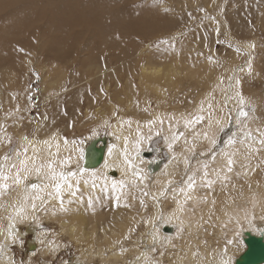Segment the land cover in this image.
Masks as SVG:
<instances>
[{"label": "bare ground", "instance_id": "bare-ground-1", "mask_svg": "<svg viewBox=\"0 0 264 264\" xmlns=\"http://www.w3.org/2000/svg\"><path fill=\"white\" fill-rule=\"evenodd\" d=\"M53 1L55 4L52 11L38 17L47 19L49 27L44 32L48 35V41L38 51H42V56L43 52L48 51H57V55L64 56L70 51L71 46L74 47L76 54L80 50V54H83L88 49V53H84L88 55V59L81 66L83 73H88L89 77L92 75L91 70L96 69L94 62L97 61L92 49L100 48L102 52L117 59L121 57L124 61L134 54L141 55L145 47L141 44L142 41L153 38L157 33L164 34L168 30L166 25L160 26L148 16H143L139 22L123 20L118 13L119 10H109L114 5L116 7L115 0L104 5L100 4L99 7L97 6L99 1L96 0L97 3L93 5V9L90 0H87V4L79 9H76L78 5L73 7L67 0ZM35 20L37 18L30 24L20 27L19 32L27 33L32 37L35 33L33 28ZM159 28L164 29L161 31ZM134 43H137L136 48ZM196 43L197 40L192 45ZM181 45L183 48L181 52H159L155 56V59H160L164 64H155L149 58L140 66V83L143 82L141 90H144L142 96L146 100L151 96L156 98L157 111L153 114L141 117L136 109L135 100L138 89L131 76V74L136 76L134 64L128 68L126 90H124L126 95L121 96L117 88L112 93V98H120L117 101L120 107L124 102L127 117L119 116L113 122L108 133L109 138L104 141L99 139L96 129L92 131L91 136L86 134L84 143H78L63 136L64 130L57 124L59 118L57 120L54 118L52 122L38 129L36 138L33 140L28 139L23 133L19 134V147L12 157L5 161L2 170V173L10 179L0 181L9 185L7 190L0 192V264H15L13 252L9 247L17 242L19 237L22 238L19 234L20 226L26 224L29 226L32 219L35 220L36 225L45 219L58 222L61 232L66 234L73 243L85 249L89 248L88 253L79 254L75 264H95L94 259H97V264H125L127 253L132 254L130 264H163L162 250L173 249V239L181 236L183 242L174 255V264H204L210 261L215 264H235L246 250L244 239L247 235L261 237L264 241V215L262 214L264 212V181L255 179L261 173L260 165L264 170V143H262L264 141V111L258 106L259 101L255 102L259 110L258 115L256 118H249L247 122L250 126L253 122L258 125V128H254L251 132L253 136L244 138L243 143L235 142L234 137L230 138L224 148L214 154L211 160L201 164L204 167H199L197 163L194 169L188 172L183 184L174 183L180 171L186 168L188 157L193 154L198 142L204 145L202 149L204 153L214 146L221 128L228 122L224 100L229 102L234 112V119L238 120L241 116L238 110L244 109L242 104H249L252 98H259L252 94L248 96L246 93L242 94L240 86L243 81L235 75L231 85L216 95L221 84L217 74L221 65L208 56L199 59L200 53L194 54L195 46H191L193 50H190L194 56H186L189 49L185 47V44ZM250 48L252 46L248 47L249 50ZM7 54L12 55V52L7 51ZM255 65L250 58L237 73L249 74L256 68ZM4 69L0 80L6 86H12L14 77L7 68ZM99 72L103 73L104 70L101 69ZM182 76H184V82L191 83L190 86L196 92V99L191 105L182 104L180 99L170 103L163 97L165 91H178L177 89L183 87V84H180ZM213 79H215L214 83ZM46 81L43 83L46 91L63 90L61 89L62 75L54 80H49L47 76ZM100 82L102 78L97 79L95 86L98 87V95L102 97L99 91V86H102ZM104 87H109V84ZM187 88L190 89L188 85ZM171 104H179V106L167 111L160 109L162 106ZM106 111L103 109L95 111L93 113L95 122L107 119ZM200 117L202 119H198ZM2 122L3 120H0V132H2ZM162 126L165 145L177 139L173 138L178 136L174 134L179 129L183 133L179 140L186 137L188 140L191 139L192 143L182 141L179 150L168 147L167 162L161 164L159 172L154 174L155 184L150 196L153 210L146 219L149 230L147 239L143 243L145 244L143 250L137 247L129 251L118 250L116 243L132 230L138 217H135V212L124 216L121 211L114 213L112 209L105 208L109 209L106 217L109 218L111 214L109 219H113L110 221L99 216L100 213L97 210L104 206L105 201L123 210L125 208L123 202L130 199L134 191L147 187L149 178L146 167L149 161L146 160L147 155L142 152V149L152 136L161 132ZM4 134L5 132L1 133L0 139L4 138ZM254 138L256 141H253ZM96 143H99L96 148H100L102 160L100 164L96 163V160L91 164ZM229 160L232 161L231 164ZM50 161L54 162L57 173L63 172L68 176L67 181H60L64 184L60 193L65 199L63 208L58 204L59 200L50 186L55 182L44 178V173L48 172L46 167L40 174L34 170L28 173L22 170L24 167L34 169ZM64 161L67 163H62ZM160 166L155 164L149 170L157 171ZM17 171H20L22 177L20 184L13 182ZM70 172L76 175L69 176ZM25 175L26 179H24ZM229 176L235 179L240 177L242 181L237 183L243 185V190L237 194L238 197H234L233 192H226L220 187L216 193L218 200L215 201L212 187L219 185L220 181ZM35 181L38 183L36 184ZM77 182H79L78 191L75 187ZM32 184L38 185L35 191L31 187ZM68 184H72L73 188L69 189ZM122 184L123 187H121ZM190 184L191 189H189ZM73 191H76L75 196L71 194ZM48 193H52V196L49 197ZM37 196L40 199H34ZM244 197L250 201V208H235L236 203L246 200ZM171 201L172 206L169 211H166L165 207ZM205 201L208 203L204 204ZM33 203L36 205L35 209L32 207ZM49 205H54L55 211L49 208V214L45 215V212L41 210ZM254 205L257 207L256 211L252 209ZM206 220L212 221L210 227L214 229V239H220L219 244L213 248L203 243L202 237L196 238ZM224 224L229 229H226ZM163 226L169 229L165 231L164 227L165 233H173L172 226L178 228L174 238L164 234ZM34 231L33 228H29L26 232ZM182 231L186 232L185 235ZM35 238L36 244L30 246L32 249H39L42 257L49 256L48 262L51 263L54 254L62 247V244L54 245L55 241L45 243L42 235L39 234ZM220 243H224L225 247ZM236 245H239L240 252H237ZM157 246L160 248V255L157 259H152L150 253L152 248ZM94 248H96L95 251ZM146 248H149V251H146ZM106 249L110 250L108 255L105 254Z\"/></svg>", "mask_w": 264, "mask_h": 264}, {"label": "rangeland", "instance_id": "rangeland-1", "mask_svg": "<svg viewBox=\"0 0 264 264\" xmlns=\"http://www.w3.org/2000/svg\"><path fill=\"white\" fill-rule=\"evenodd\" d=\"M67 1L73 7L78 5L76 9L87 4V0ZM90 1L93 9V5L97 2L96 0ZM98 1V7L100 4L104 5L107 2H114L113 0ZM115 1H117L116 7L114 5L109 10H119L118 13L123 20L139 22L143 16H148L154 23L160 26L166 25L168 30L164 34L157 33L153 38L142 41L141 44L145 45V47L142 49L141 55L138 56L139 53L134 54L124 61L121 60V57L117 59L102 52L100 48L97 50L92 49L97 61L94 62L96 69L93 68L91 70L90 74L92 75L89 77L88 73H83V67L81 66L88 59V55H85L88 53V49L83 54H80L81 50L76 54L74 47L70 45V51L65 53L64 56L57 55V51L43 52L42 56V51H38L48 41V35L44 32L49 29L47 19H39L38 17L49 14L52 11L55 4L53 0H0V76L4 73V68H7L8 72L14 77L12 86H6L0 80V120H3L2 132H5V136L8 135L0 139V172L4 169L5 161L12 157L19 147V134L23 133L28 139L33 140L36 138L38 129L45 126L48 122H52L54 118L56 120L59 118L57 124L62 126L60 128L64 130L63 136L78 143L86 142V134L91 136L94 129L98 131L99 139L109 138L108 133L113 122L119 116L124 117L125 115L127 117V111L123 105L124 102L121 103L122 107H120L117 102L120 98H112V93L117 88L121 96L124 97L126 95L124 90H126L125 83L128 77L127 70L133 64L136 76L132 74L131 76L136 89H138L135 100L136 109L141 117L156 112V98L151 96L146 100L142 96L144 90H141L143 82L140 83V66L149 58L155 64L162 63L160 59H155V56L159 52H181L183 50L181 44H185V47L189 49L186 52V56H194L190 50H193L191 46H195L194 54L200 53L199 59L208 56L221 65L217 73L221 84L219 91L215 93L216 95L231 85L233 75H235L240 81H243L240 86L242 94L246 93L247 96L252 94L259 98H252L249 104H242L243 111L247 113V116H240L238 120L234 119V112L229 106V102L224 100L228 122L221 128L214 146L204 153V150H202L204 145L198 142L193 154L188 157L186 168L180 171L174 183L177 185L183 184L188 172L193 170L197 163H199V167H204L201 164L211 160L214 154L224 148L230 138L234 137L235 142L243 143L244 138L249 135L253 136L251 132L254 128H258V125L253 122V125L250 126L247 122L251 117L256 118L259 113V110H257L258 106L264 111V0ZM36 18L37 20L33 23L35 33L32 37L27 33L19 32L20 27L30 24ZM163 29L159 28L161 31ZM58 35L60 34L58 33ZM196 40V45H192ZM136 45L137 43H134L135 48L137 47ZM249 46H252L250 50L248 49ZM7 51H11L12 55H8ZM117 53L118 51L116 50ZM58 56H60V59H58ZM250 58L253 60V64H256V68L249 74H238L237 71ZM101 69L104 70L103 73L99 72ZM61 75V89L63 90L56 91L51 89L46 91L43 84L47 82L46 77L48 76L49 80H54L56 77H61ZM99 78H102V82H100L102 86H99L102 97L98 95V87L95 86ZM212 82L214 83L215 79ZM108 84L109 87L105 88L104 85ZM180 84H183L182 88L177 89L178 91H165L163 97L170 103L180 99L182 104L189 103L191 105L196 99L195 89L190 86L191 83L184 82V76H182ZM187 85L190 89L187 88ZM256 101H259L258 106L255 104ZM178 106L179 104H171L162 106L160 109L167 111ZM100 109L107 110L108 118L95 122L96 118L93 113ZM241 111L240 109L238 110V112ZM161 129V132L152 136L142 149V152L147 155L146 160L149 161L146 167L149 178L147 187H141L142 189L139 188V190L134 191L133 196L123 202L125 204L124 211L118 209L117 206L112 205L109 201H105L104 206L99 207L100 210H97L100 213L99 216L106 219H109L111 214L107 218L109 209L106 210L105 208L112 209L114 213L121 211L124 216L135 212V217H138V221L132 230L124 237L122 236L116 243V249L118 250L129 251L133 247L143 250V245H145L143 243L147 239L149 230L146 219H148L153 210L150 196L155 184L154 174L159 172L161 164L167 162L169 158L168 147L170 145L171 148L179 150L182 141L192 143V140H188L186 137L179 140V137L183 134L179 129L174 134L178 136L173 138L177 139L165 145V135L162 132L163 126ZM2 132H0V135ZM239 135L241 136L238 137ZM253 141H256L255 138ZM155 164L161 166L157 171H150L149 168H152ZM179 168L181 167L179 166ZM260 169L261 173L255 179L264 181V170L261 165ZM237 181H242V179L240 177L235 179L233 176H229L220 181L219 185H214L212 187L214 200H218L216 193L220 187L226 192H233L234 197H238L237 194L243 190V185L237 183ZM35 182L36 184L38 183L37 181ZM12 188L15 189V187ZM244 198L246 200L236 203L235 208H250V201L247 200V197ZM207 203L208 201H205L204 204ZM58 204H60V201H58ZM171 206L172 201L166 205L165 210L169 211ZM49 208L55 211V206L49 205L41 212L44 211L45 215H48ZM252 209L256 211V205ZM262 214L264 215V212ZM109 220L112 221L113 219ZM249 220L248 217L247 221L249 222ZM211 222L210 220L205 221L202 230L199 231L196 238L202 237L203 243L209 244L213 248L219 244L220 239H214L215 233L213 227H210ZM224 226L229 229L227 225L224 224ZM164 227H162V231ZM172 227L173 233L166 232V234L163 232L165 235L174 238L178 228ZM29 228H33L35 231L33 233L26 232ZM182 232L185 235L186 232ZM19 234L22 238L19 237V240L9 247L13 252L15 264H75L80 253L89 252V248L85 249V247H80L73 243L66 234L61 232L58 222L52 219L42 220L37 225L35 220L32 219L29 222V226L27 224L20 226ZM38 234L42 235V240L45 243L55 241L54 245L62 244V247L54 254L51 263L48 262L50 260L49 256L42 257L39 254V249H32L30 246L31 244H36L35 237ZM182 238L181 236L173 239V249L164 248L162 250L161 261L163 264H174V255L181 248ZM220 244L225 247L224 243ZM235 248L237 252H240L239 245H236ZM93 250L95 251L96 248ZM159 250L158 246L152 248L150 253L152 259H157L160 255ZM146 251H149V248H146ZM109 252V249L105 250L106 255ZM125 259V264H130L132 254L127 253ZM94 262L97 264V259H94ZM204 264L215 263L210 261V263L205 262Z\"/></svg>", "mask_w": 264, "mask_h": 264}, {"label": "snow or ice", "instance_id": "snow-or-ice-1", "mask_svg": "<svg viewBox=\"0 0 264 264\" xmlns=\"http://www.w3.org/2000/svg\"><path fill=\"white\" fill-rule=\"evenodd\" d=\"M240 115L246 117L247 113L244 112V111H241ZM198 119H202V117H200ZM262 143H264V141H262ZM170 147H171V145H170ZM81 158H82V153H81ZM125 158L127 159L126 154H125ZM5 159H7V157H5ZM62 163H67V161H64ZM231 163H232V161L229 160V164H231ZM13 167H15V165H13ZM45 167L48 169V172L44 173V178L47 179V180L55 182L54 184H51L50 186L53 188V190H54V192L56 194V198L60 201L61 208H63V197L60 195V193H61L62 188L64 187V184H62L60 181H67L68 176H66L63 172L57 173L55 171V169H54V162L50 161L46 165H41V166L36 167L34 169H29L27 167H24L22 170L25 173H28V172L34 170V171L37 172V174H40ZM68 175L69 176H75L76 174L70 172V173H68ZM134 175H138V173H134ZM26 178H27V176L25 175L24 179H26ZM9 179H10L9 176L4 175L2 172H0V181H8ZM21 179H22V177L20 175V171H17L13 182L15 184H20L21 183ZM123 186L124 185L122 184L121 187H123ZM8 187H9V185L7 183H0V192L7 190ZM31 187L35 191L38 188V185L32 184ZM67 187L69 189H71V188H73V185L72 184H68ZM75 187H76V191H78L79 190V182H77ZM113 187L115 188V185H113ZM191 188H192V185L190 184L189 185V189H191ZM76 191H73L71 194L73 196H75L76 195ZM181 191H183V189H181ZM48 195H49V197H51L52 193H48ZM34 199H40V197L37 196V197H34ZM89 204H91V201H89ZM32 207H33V209H35V207H36L35 203L32 204Z\"/></svg>", "mask_w": 264, "mask_h": 264}, {"label": "water", "instance_id": "water-1", "mask_svg": "<svg viewBox=\"0 0 264 264\" xmlns=\"http://www.w3.org/2000/svg\"><path fill=\"white\" fill-rule=\"evenodd\" d=\"M104 141V140H103ZM93 152V159L90 161L91 164L96 160L100 164L102 160V155H100V148H96ZM165 231H168L165 228ZM246 250L240 256V258L235 262V264H261L264 263V241L261 237H255L252 235H247L244 239Z\"/></svg>", "mask_w": 264, "mask_h": 264}]
</instances>
